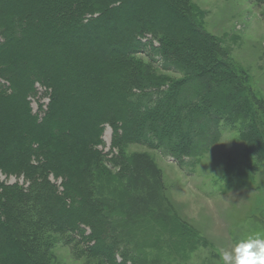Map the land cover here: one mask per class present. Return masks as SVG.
Returning a JSON list of instances; mask_svg holds the SVG:
<instances>
[{"label": "trees", "instance_id": "1", "mask_svg": "<svg viewBox=\"0 0 264 264\" xmlns=\"http://www.w3.org/2000/svg\"><path fill=\"white\" fill-rule=\"evenodd\" d=\"M191 6L190 0H0V174L25 181L0 179V264H54L50 249L60 240L88 263L151 264L148 248L170 227L160 224L167 217L157 221L160 214L141 208L143 175L153 173V162L128 154L132 144L184 167L199 162L221 127H234L247 157L264 160V102ZM62 38L78 45L73 66L59 59ZM27 56L40 67L12 73L2 66ZM160 60L181 77L158 72L153 62ZM73 68L79 74L68 77ZM191 81L199 82L198 91L186 99ZM109 83L123 97L120 105L104 99L111 98ZM39 87L48 103L36 113ZM60 116L68 124L91 121L85 135H73L56 130ZM169 219L185 233L177 216ZM153 221L163 227L155 230Z\"/></svg>", "mask_w": 264, "mask_h": 264}, {"label": "rangeland", "instance_id": "2", "mask_svg": "<svg viewBox=\"0 0 264 264\" xmlns=\"http://www.w3.org/2000/svg\"><path fill=\"white\" fill-rule=\"evenodd\" d=\"M190 2L193 15L217 38L218 46L226 53L227 59L248 73L251 89L264 102V0ZM152 4L154 8L161 10L160 4L155 1ZM151 40L154 46L158 45L156 39ZM58 42L56 49L59 59L66 65L73 66L69 59L72 58V61L77 58L74 55L78 45L75 47L69 44L66 38L59 39ZM91 45L97 47L96 51L103 47L100 44ZM139 56L143 61L149 62L146 55ZM23 58L25 59L18 60L17 64L2 66L9 65L12 73L20 72L21 67L32 71L40 67L36 59L28 56ZM161 62H153L158 72L172 78L181 77V74L174 71L163 70ZM66 71L68 77L75 72L79 74L76 68ZM112 79L115 81V77ZM103 81L106 82L105 77ZM198 83L191 81L184 87L183 96L186 99L194 98ZM108 85L111 98L104 99H109L108 103L114 100L117 105L123 103L119 90L111 83ZM224 94L218 97L222 98ZM79 95L81 97L77 93ZM47 103L44 88L39 87L38 97L32 98L34 112H39L40 104L44 108ZM127 112L131 115L135 111L129 108ZM66 119V116L57 118L56 130L85 135L82 128L89 124L90 118H78L74 124H68ZM207 128L209 135L212 125ZM220 130V136L199 162L184 167L159 150L140 144H132L127 148L128 154L143 153L153 162V173L143 175L146 196L141 208H150L152 212L160 214L161 218L158 216L156 220L167 217V222L160 224L170 227L160 238L156 237L153 247L148 248L151 264H220L222 249L231 250L239 239L250 234H264V160H258L255 155L251 159L247 157L246 141L241 139L236 128L221 127ZM103 139V148L105 152H109L112 141V128L109 125L105 127ZM143 176H140V181ZM0 179L6 183L25 184L23 178L15 176L0 174ZM57 182L60 183L59 180ZM168 216H177L180 223L186 224L185 233L175 232L172 229L175 227L173 221ZM160 224H154L155 230ZM50 252L54 264H94L88 263L85 258H78L72 247L62 244L61 240L51 247Z\"/></svg>", "mask_w": 264, "mask_h": 264}, {"label": "clouds", "instance_id": "3", "mask_svg": "<svg viewBox=\"0 0 264 264\" xmlns=\"http://www.w3.org/2000/svg\"><path fill=\"white\" fill-rule=\"evenodd\" d=\"M220 264H264V234H250L239 239L231 250L222 249Z\"/></svg>", "mask_w": 264, "mask_h": 264}]
</instances>
